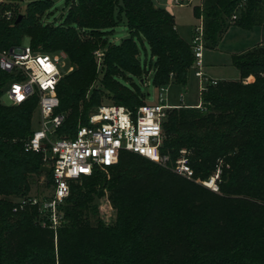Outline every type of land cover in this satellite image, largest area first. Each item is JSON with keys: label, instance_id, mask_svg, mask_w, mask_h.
<instances>
[{"label": "trees", "instance_id": "obj_1", "mask_svg": "<svg viewBox=\"0 0 264 264\" xmlns=\"http://www.w3.org/2000/svg\"><path fill=\"white\" fill-rule=\"evenodd\" d=\"M22 3H1L0 50L22 45L27 35L34 50H63L70 67H75L57 85L56 114H66L59 137H75L78 128L88 124L92 106H102L103 96L113 102L109 105L131 110L146 104L140 85L128 79L146 84L153 72L157 89L188 85L195 64L192 43L181 37L174 16L153 0H66L67 11L57 25L44 22L53 0L28 2L26 14L16 12ZM7 12L13 13L12 20L6 19ZM194 14L203 26L204 46L217 49L232 26L264 27V0H203ZM122 23L129 36L115 44L110 38ZM138 42L147 43L150 64L142 63ZM101 50L100 62L95 53ZM233 63L240 71L238 81L209 84L199 104L169 111L161 154L174 161L181 149H188L195 178L204 180L223 158L230 167L223 170L222 194L264 201V44L234 55ZM12 81L13 75L0 69V264H123L127 258L132 264H158L163 247L183 245L188 227L198 229L201 240L224 238L230 231L228 213L241 214L251 235L264 228V202L258 209L252 202L226 199L125 151L116 165L71 183L60 208L65 222L57 233L42 225L36 207L14 212L15 201L32 194L33 177H46L43 189L51 187L53 177L41 170L46 164L43 153L25 150L34 132L32 115L39 96L20 105H3L1 98ZM98 81L101 89L94 86ZM126 157L144 166L124 164ZM115 211L117 220L111 223ZM154 215L161 230L140 233L139 225ZM250 243L264 264V237ZM214 259L194 257L191 264Z\"/></svg>", "mask_w": 264, "mask_h": 264}, {"label": "built area", "instance_id": "obj_2", "mask_svg": "<svg viewBox=\"0 0 264 264\" xmlns=\"http://www.w3.org/2000/svg\"><path fill=\"white\" fill-rule=\"evenodd\" d=\"M8 0H0V3ZM176 5H189L188 0H175ZM12 20V12L5 14ZM195 55V75L201 79V92L207 85L218 81L207 80L203 66L204 32L197 28L192 38ZM101 61L102 51H97ZM67 57L59 53H42L28 43L8 50H0V69L13 75V81L5 91L8 105H20L38 94L39 123L33 135L25 144L27 152L43 153L45 166L51 168L53 183L43 195L30 194L17 199L14 212L28 206L39 210L41 223L57 233L65 222L60 208L70 195L72 182L90 176L96 169H106L118 163L121 152H130L144 157L158 166L195 182V171L190 164V151L181 149L172 161L161 154L163 125L169 111L178 106L166 103L167 87L159 89L158 103H146L136 110L120 105H102L94 109L87 125L80 126L73 138L59 137L58 130L65 121V115L56 114L60 106L57 85L63 76ZM69 70V69H68ZM200 108L201 106H197ZM221 169L202 184L212 192H219Z\"/></svg>", "mask_w": 264, "mask_h": 264}, {"label": "rangeland", "instance_id": "obj_3", "mask_svg": "<svg viewBox=\"0 0 264 264\" xmlns=\"http://www.w3.org/2000/svg\"><path fill=\"white\" fill-rule=\"evenodd\" d=\"M22 3L19 8L16 9V12L21 14L27 13V3L32 0H22ZM54 7L51 10V14L44 18V22L47 24H59L63 14L66 13V0H53ZM155 5L158 7L165 8L167 4L172 5L171 14L174 16L178 32L181 37L187 41H192L193 36L196 33L198 27L201 26V20L197 19L194 14V8L198 5L201 6L203 0H188L189 5H176L175 0H153ZM122 2V0H120ZM2 4L0 3V6ZM166 9V8H165ZM2 16V15H1ZM129 36L128 29L124 23L118 26L110 40L119 44L123 39ZM30 36H25L23 38V44L27 45L31 41ZM264 44V27H257L253 30H244L237 26H232L227 33L224 35L222 41L220 42L217 49H210L204 47L203 50V66L202 73L207 80L214 81H238L240 79V71L233 63L234 55L244 53L258 45ZM140 49V59L142 63L147 61L150 64L151 53L147 43L142 45L138 42ZM102 51V50H101ZM103 52V51H102ZM55 53H59L68 58V55L63 50H58ZM205 56V58H204ZM101 62V61H100ZM69 69V70H68ZM75 67L69 64V61H65L63 67V76L62 80L74 71ZM153 72H150L146 84H141L140 80L137 78L128 79L129 83H137L141 87V92L146 96L147 103H158L159 89L154 87L152 83ZM102 76H100L101 78ZM251 78L250 80H253ZM61 80V82H62ZM95 88L101 89V83L95 82ZM200 94H201V79L195 75V71L191 73L188 85L185 88H180L175 85L167 86V92L164 94L166 103L169 105H197L200 103ZM7 99L1 98V103L6 105ZM100 105H106L108 103H113L110 99H107L105 96L102 97ZM99 105V106H100ZM97 106H92L90 112ZM66 115V114H65ZM39 123V114L38 109L34 111L32 115V130L37 129ZM67 136V135H66ZM133 162L136 168H141L144 165L140 161L130 159L128 157L123 159V163L127 164ZM229 164L223 159H220V162H217L215 171L210 175L212 176L218 168L221 169V184L223 185L222 175L223 170L228 169ZM205 180L197 178L194 183L197 185L203 186ZM46 182V177L41 176L40 178H32V194H36V191H43L42 185ZM204 187V186H203ZM206 188V187H205ZM215 193V192H213ZM220 196L226 197L229 200H243L246 202H252L255 205H263L262 200H255L244 195H224L222 194V189H219V192L215 193ZM220 211H224L223 205L220 207ZM137 213H146L143 210H137ZM261 213L263 212L260 210ZM155 213V212H153ZM264 213V212H263ZM230 231L228 234L219 241L212 242L210 239L201 240L200 231L193 227H188L184 229L185 231V241L182 246L178 247H163L160 251L158 264H191L192 259L197 257L198 260H201L203 257L216 258L209 264H263L262 260L257 259V256L252 251L250 241L264 237V228L260 229L257 236L249 234V231L245 229V222L241 214L237 213H228ZM117 220V212H112L111 223H114ZM138 229L143 234H153L161 230L160 221L157 216H150L148 219L139 225ZM247 240V241H246ZM104 259L111 261L109 257L103 255ZM107 257V258H105ZM222 257V258H220ZM221 259V260H220ZM123 264H132L131 260L127 258Z\"/></svg>", "mask_w": 264, "mask_h": 264}, {"label": "water", "instance_id": "obj_4", "mask_svg": "<svg viewBox=\"0 0 264 264\" xmlns=\"http://www.w3.org/2000/svg\"><path fill=\"white\" fill-rule=\"evenodd\" d=\"M21 19H22V16L20 15V16L17 18L16 23H18ZM41 170H42L43 172L48 173V174L51 173V168L48 167V166H43Z\"/></svg>", "mask_w": 264, "mask_h": 264}, {"label": "crops", "instance_id": "obj_5", "mask_svg": "<svg viewBox=\"0 0 264 264\" xmlns=\"http://www.w3.org/2000/svg\"><path fill=\"white\" fill-rule=\"evenodd\" d=\"M165 8H166V10L168 11V12H170L171 13V10H172V5H170V4H167L166 3V5L164 6ZM177 27V26H176ZM260 27V26H259ZM262 27V26H261ZM257 27H255V29H256ZM177 30H178V28H177ZM204 58H205V56H204ZM192 72H194V71H192ZM191 72V73H192ZM190 76H191V74H190ZM189 79H190V77H189ZM179 104H177V105H172V106H178ZM185 106H187V105H185ZM191 106H195V105H191Z\"/></svg>", "mask_w": 264, "mask_h": 264}]
</instances>
